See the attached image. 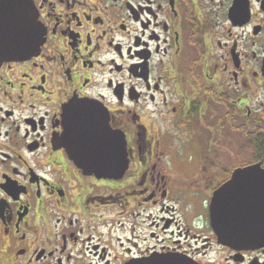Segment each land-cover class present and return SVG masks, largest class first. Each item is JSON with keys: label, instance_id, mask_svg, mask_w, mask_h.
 I'll return each instance as SVG.
<instances>
[{"label": "flooded vegetation", "instance_id": "1", "mask_svg": "<svg viewBox=\"0 0 264 264\" xmlns=\"http://www.w3.org/2000/svg\"><path fill=\"white\" fill-rule=\"evenodd\" d=\"M254 164L264 0H0V264H264L210 219Z\"/></svg>", "mask_w": 264, "mask_h": 264}, {"label": "water", "instance_id": "2", "mask_svg": "<svg viewBox=\"0 0 264 264\" xmlns=\"http://www.w3.org/2000/svg\"><path fill=\"white\" fill-rule=\"evenodd\" d=\"M234 186L235 192L229 193ZM210 219L220 244L240 249L264 246V169L259 164L236 169L229 184L214 193ZM128 264L197 263L190 259L156 255Z\"/></svg>", "mask_w": 264, "mask_h": 264}, {"label": "rangeland", "instance_id": "3", "mask_svg": "<svg viewBox=\"0 0 264 264\" xmlns=\"http://www.w3.org/2000/svg\"><path fill=\"white\" fill-rule=\"evenodd\" d=\"M244 148H245L244 142H242V141H235V151H241V150H243L242 153H244L245 152ZM237 155H240V154H237ZM187 190L196 193L197 196H195L194 199H193L195 201V204L196 203L206 204L207 201H203V196H202V193L200 191H194L190 187ZM202 204H201V209L205 207ZM202 249H203V247H201V250ZM206 250H208V248ZM208 251L209 252L207 254L208 255L207 256V260H210L213 263L225 264V260L223 258L224 257L223 251L220 248H218L217 246H212L211 245V247L209 248Z\"/></svg>", "mask_w": 264, "mask_h": 264}]
</instances>
